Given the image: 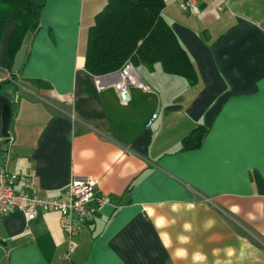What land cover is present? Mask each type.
Listing matches in <instances>:
<instances>
[{"label": "crops", "instance_id": "0c3cea01", "mask_svg": "<svg viewBox=\"0 0 264 264\" xmlns=\"http://www.w3.org/2000/svg\"><path fill=\"white\" fill-rule=\"evenodd\" d=\"M163 1L188 77L138 64L145 88L123 99L112 73L84 67L107 0H45L0 167L43 197L90 178L109 202L70 239L54 211L0 216V264H264V0ZM14 27L0 39V82ZM196 126L201 142L181 149Z\"/></svg>", "mask_w": 264, "mask_h": 264}, {"label": "trees", "instance_id": "16d2710c", "mask_svg": "<svg viewBox=\"0 0 264 264\" xmlns=\"http://www.w3.org/2000/svg\"><path fill=\"white\" fill-rule=\"evenodd\" d=\"M44 2L0 0V39L7 21H15L8 49L9 76L0 82V94L8 96L12 108L11 95L20 89L17 74L22 68L12 71V62L25 36L29 38L39 30ZM163 6V0H107L88 31L85 69L93 75H103L120 70L126 60H130L134 67L141 63L153 67L159 62L164 71L188 77L184 66L189 64V58L162 17ZM206 130L204 126L194 127L183 137L180 148L198 146Z\"/></svg>", "mask_w": 264, "mask_h": 264}, {"label": "built area", "instance_id": "2783aa9c", "mask_svg": "<svg viewBox=\"0 0 264 264\" xmlns=\"http://www.w3.org/2000/svg\"><path fill=\"white\" fill-rule=\"evenodd\" d=\"M199 0H189L181 3L186 10L189 5H195ZM108 81L114 82L123 99L127 88L137 86L145 88L134 65L126 60L122 68L113 72ZM97 89L103 87L101 81L96 83ZM156 114L152 115L155 118ZM16 175L0 167V216L12 211H20L30 221L35 218L38 210L54 211L59 214L61 228L70 239L80 224L91 222L100 206L109 202V197L98 193L95 181L90 178L75 177L72 179L64 195L43 197L30 193L22 188H16ZM264 206V197H262ZM64 258L69 261V251Z\"/></svg>", "mask_w": 264, "mask_h": 264}, {"label": "water", "instance_id": "95a60500", "mask_svg": "<svg viewBox=\"0 0 264 264\" xmlns=\"http://www.w3.org/2000/svg\"><path fill=\"white\" fill-rule=\"evenodd\" d=\"M27 36L23 39L19 50L16 52L13 64L11 67L12 71H18L23 63L26 49H27ZM13 115L12 102L8 96L0 94V139H8L10 136L9 126ZM6 151V143L1 146L0 153V164H3V152Z\"/></svg>", "mask_w": 264, "mask_h": 264}, {"label": "clouds", "instance_id": "9594fccd", "mask_svg": "<svg viewBox=\"0 0 264 264\" xmlns=\"http://www.w3.org/2000/svg\"><path fill=\"white\" fill-rule=\"evenodd\" d=\"M197 258H199V256H197Z\"/></svg>", "mask_w": 264, "mask_h": 264}]
</instances>
